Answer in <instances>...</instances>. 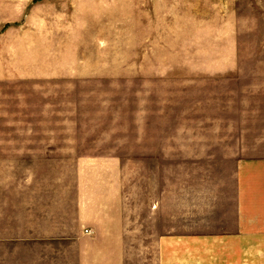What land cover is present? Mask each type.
Segmentation results:
<instances>
[{
    "label": "rangeland",
    "instance_id": "rangeland-1",
    "mask_svg": "<svg viewBox=\"0 0 264 264\" xmlns=\"http://www.w3.org/2000/svg\"><path fill=\"white\" fill-rule=\"evenodd\" d=\"M262 130L264 0H0L1 169L87 162L129 264L215 208Z\"/></svg>",
    "mask_w": 264,
    "mask_h": 264
},
{
    "label": "crops",
    "instance_id": "crops-1",
    "mask_svg": "<svg viewBox=\"0 0 264 264\" xmlns=\"http://www.w3.org/2000/svg\"><path fill=\"white\" fill-rule=\"evenodd\" d=\"M259 150L236 162L232 184L215 208L192 211V224L159 236L147 264H264ZM5 166L0 161V264H129L120 211L110 209L111 197L104 200L106 215L97 209L101 199H90L87 162L80 161L75 179L33 168L6 176Z\"/></svg>",
    "mask_w": 264,
    "mask_h": 264
}]
</instances>
